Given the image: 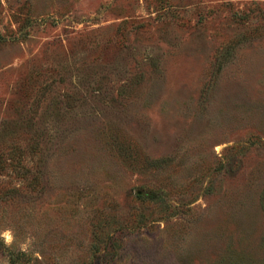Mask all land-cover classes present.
<instances>
[{
    "label": "rangeland",
    "instance_id": "rangeland-1",
    "mask_svg": "<svg viewBox=\"0 0 264 264\" xmlns=\"http://www.w3.org/2000/svg\"><path fill=\"white\" fill-rule=\"evenodd\" d=\"M0 264H264V0H0Z\"/></svg>",
    "mask_w": 264,
    "mask_h": 264
}]
</instances>
